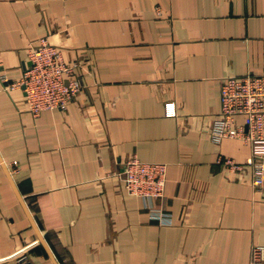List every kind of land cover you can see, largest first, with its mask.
Returning <instances> with one entry per match:
<instances>
[{
  "label": "crops",
  "instance_id": "0c3cea01",
  "mask_svg": "<svg viewBox=\"0 0 264 264\" xmlns=\"http://www.w3.org/2000/svg\"><path fill=\"white\" fill-rule=\"evenodd\" d=\"M40 39L82 90L33 117L0 82V264H253L264 178L208 132L224 79L264 74V0H0V75ZM132 156L167 165L162 198L126 192Z\"/></svg>",
  "mask_w": 264,
  "mask_h": 264
},
{
  "label": "built area",
  "instance_id": "2783aa9c",
  "mask_svg": "<svg viewBox=\"0 0 264 264\" xmlns=\"http://www.w3.org/2000/svg\"><path fill=\"white\" fill-rule=\"evenodd\" d=\"M27 52L30 65L26 66L19 80L9 82L5 75H0L4 90L22 91L27 111L33 117L47 110L66 109L82 90L76 76L81 64H67L61 51L46 39L28 45ZM173 114L168 111V115ZM237 117H243L241 125L236 124ZM208 133L215 144L225 138L241 139L249 144L250 155L245 163L220 159L219 164L231 173L241 172L248 166L251 184L261 187L264 178V74L224 79L219 91V112ZM122 176L124 188L130 195L142 199L164 196L167 179V165L164 163L142 162L132 156L124 164ZM152 218L163 219V215L152 214ZM20 261L30 264L24 255ZM250 262L264 264V245L252 247Z\"/></svg>",
  "mask_w": 264,
  "mask_h": 264
},
{
  "label": "water",
  "instance_id": "95a60500",
  "mask_svg": "<svg viewBox=\"0 0 264 264\" xmlns=\"http://www.w3.org/2000/svg\"><path fill=\"white\" fill-rule=\"evenodd\" d=\"M30 64L28 63L26 66H29Z\"/></svg>",
  "mask_w": 264,
  "mask_h": 264
}]
</instances>
